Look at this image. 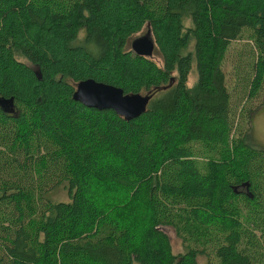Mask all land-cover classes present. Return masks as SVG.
Wrapping results in <instances>:
<instances>
[{
    "label": "trees",
    "instance_id": "trees-1",
    "mask_svg": "<svg viewBox=\"0 0 264 264\" xmlns=\"http://www.w3.org/2000/svg\"><path fill=\"white\" fill-rule=\"evenodd\" d=\"M245 26L254 97L264 0H0V264H264L241 220L264 230V150L234 136L223 71ZM149 31L160 62L132 49ZM87 79L152 97L134 118L87 107Z\"/></svg>",
    "mask_w": 264,
    "mask_h": 264
},
{
    "label": "rangeland",
    "instance_id": "rangeland-1",
    "mask_svg": "<svg viewBox=\"0 0 264 264\" xmlns=\"http://www.w3.org/2000/svg\"><path fill=\"white\" fill-rule=\"evenodd\" d=\"M251 31V28L245 26L240 37L231 41L223 63V71L225 73L228 91L231 94L233 118L236 123L233 132L234 136L246 135L248 143L255 148L264 150V87L254 97L249 96L255 71V61L258 57L259 50L256 41L257 36L254 37ZM153 57L160 62V58H158V54L155 52L153 53ZM197 78V61L194 59L188 78V85L193 86ZM52 197L57 200L69 199L67 191L64 189H58V191L52 194ZM247 208V206L242 207L243 215L241 220L244 223V227L248 229V236L257 239L259 253L264 256V230L258 228V225L255 226L252 221H247L244 218ZM163 229L170 237L174 253L184 252V241L178 235L175 227L167 225L163 226ZM198 247L205 249L206 253L213 252L214 250L205 244H200ZM210 260L214 262L217 259L213 254L210 256L201 254L198 257L199 264H208ZM134 264L139 263L135 262Z\"/></svg>",
    "mask_w": 264,
    "mask_h": 264
},
{
    "label": "water",
    "instance_id": "water-1",
    "mask_svg": "<svg viewBox=\"0 0 264 264\" xmlns=\"http://www.w3.org/2000/svg\"><path fill=\"white\" fill-rule=\"evenodd\" d=\"M132 49L139 54L152 55L155 41L150 31L135 37L132 41ZM151 97L152 95L126 94L120 87L94 79L79 82L74 94L75 100L87 107L100 110L113 109L127 118H134L145 111ZM5 103L8 104V102Z\"/></svg>",
    "mask_w": 264,
    "mask_h": 264
},
{
    "label": "flooded vegetation",
    "instance_id": "flooded-vegetation-1",
    "mask_svg": "<svg viewBox=\"0 0 264 264\" xmlns=\"http://www.w3.org/2000/svg\"><path fill=\"white\" fill-rule=\"evenodd\" d=\"M9 111H11V113H13L14 112V109L13 108H10Z\"/></svg>",
    "mask_w": 264,
    "mask_h": 264
}]
</instances>
